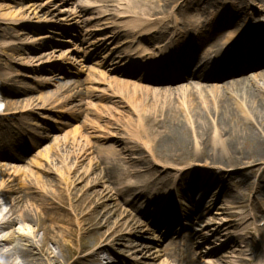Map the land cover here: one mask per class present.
Masks as SVG:
<instances>
[{"label": "bare ground", "instance_id": "bare-ground-1", "mask_svg": "<svg viewBox=\"0 0 264 264\" xmlns=\"http://www.w3.org/2000/svg\"><path fill=\"white\" fill-rule=\"evenodd\" d=\"M72 2L73 0H0V46L2 53L6 58V53H10L11 60L24 69L25 78L35 83L38 89H41L43 85L47 84L39 81L36 78L37 75L46 72L49 65L58 61L62 62V65L66 64L76 69L78 73L82 72L83 63L79 62H84L86 55H83V57L79 55L78 39H81V43L88 41L90 44L88 55L95 49V51L106 49L101 62L96 63V65L104 66L108 56H110L109 59L113 57V60L116 61L124 56V59L128 61L127 63L139 66L141 70L139 72L145 76L138 75L135 71H125L123 69H117L116 72L138 77L141 83L166 82L168 78H164V76L154 80L148 74L153 73L155 75V70L158 73L161 71L157 62L158 60L161 61L168 52L172 54V59L169 57V64L178 63V55H181L184 61H188L193 47L184 46L185 48H182L181 43L185 44L188 35L198 36L203 42L208 43L205 58L212 59L213 56L217 59L227 57L229 61L232 60V64L240 69L234 70L231 68L222 73L213 74L209 73L210 69L206 71L207 73H204L200 69L191 72L188 69L179 68L178 72L173 67L171 71L181 73L182 82L189 83L163 90L164 95L169 100L168 105L171 106L173 99L179 101L183 110L182 115L191 116L189 118L191 124L194 125L197 121L195 125L209 130L210 137L206 141L207 145L229 151V146L233 142H241L245 146L253 147L252 150L250 148L252 153L243 155L237 160L238 155L240 156L241 153L233 147L234 159L246 161L241 162L244 166L251 165L253 161L250 160H260L264 165V151L260 149L264 145V58L261 60L262 57L259 56L256 50L258 44L264 41V15L261 10L264 1L143 0L139 2L145 5L141 16L147 18L134 20L131 17L121 16L111 21L108 26L103 23L106 19L101 16L95 17L98 14H96V9L82 6L80 3H76L75 0V4H72ZM160 2H164L165 6H172L170 9L171 15L160 16L162 13L154 15V12H162V6L152 9V11L147 6ZM181 6H184V8L182 9ZM147 13L151 14L148 15ZM168 25L173 26L167 29ZM49 26H53L54 29L46 35H39L38 32ZM161 29H165V31ZM62 31L71 34L65 40L68 43L70 42L71 46L69 48L62 51L52 48L40 52L36 56L37 58L32 56L33 53L44 48V43L46 44L52 39L51 35L56 37L52 39L53 43L59 42L60 39L57 37L60 36L59 33ZM120 32L130 33L132 40L128 42L127 35L121 37ZM164 34L168 35L166 39ZM119 38L125 40L121 43V47L115 45ZM71 39L76 43L72 44ZM256 40L258 41L257 44ZM134 41H137L136 46H133ZM145 45L153 46L152 51L145 49ZM124 46L126 49L122 51V47L125 48ZM89 60L93 61L92 59ZM116 61L115 63L118 64ZM74 65H79V68ZM2 71L5 73L0 74V82L4 84L3 91L7 99L4 100V110L0 113V131L10 134L14 127L8 121L15 119L19 128L28 129L29 133L27 134L34 135L35 133L32 131L39 125L33 120L37 119L43 122L41 111H44V109L34 111L29 109L28 106H22L27 102L20 103L15 100L14 98H20L26 94L25 91L16 90V79L19 78L18 72L10 69H2ZM163 71L168 70L164 69ZM229 73L234 75L226 77L225 75ZM86 87L85 84L71 86L70 91L73 92V95L70 98H74L75 94L78 95L83 90L86 92ZM193 95L197 97H193ZM44 99V96H40L38 101L33 102L32 107H38V104L42 103ZM199 111H203L209 117L211 126L202 118L196 120L199 117ZM231 127L234 128L233 132L230 130ZM39 140L43 141L44 138L41 137ZM204 143L203 141L201 144ZM33 146L34 142H31L26 148L30 150ZM49 155L50 151L44 148L37 153V160L36 158L31 159L25 164V167H21V163H24L23 159L0 153V196L5 195L9 200L11 215H16L18 219L24 222L30 219L31 213L35 211L30 197L32 193L29 192L31 185L37 187V194L41 196L43 203L47 201L48 197L59 198L54 185L44 179L45 176H52L58 182L64 184L68 195H66L65 203L57 206L62 213L55 209H46L45 214L49 217L47 219L56 218L58 222L67 224H69L68 219H70V221L75 222L79 231L86 226L87 229L82 233L85 238L89 236L92 238V245L89 247H93V251L88 255L90 262L95 264H102V262H105V264H151L161 258L159 255L154 256L156 253L151 251L150 248L129 242L125 237L137 233L143 225L146 226L144 222L137 218L134 209L139 211V204L146 199H148L146 201L147 207L155 206V201L158 199L161 189L167 185V180L164 179L162 174H157V171L152 169L151 180L146 183L147 190L144 189L133 195L132 201L128 202L134 209L120 205H116L115 208L106 205L105 202L95 203L97 199L96 192L99 193V200L106 198L103 192L96 191L90 194V188H88L89 178L95 172V168H88L85 179L79 178L78 180V184L85 183V185L76 188L71 181L72 171L67 169L66 165L61 164V166H58L55 163L56 161L51 160ZM81 157L84 160L85 154ZM113 160L118 162L123 158L116 155ZM130 168L131 166L123 165L120 168V175L129 179L142 174L140 169L130 171ZM192 169L198 173L214 171L216 176L213 181L210 178L206 182L194 178L197 182L194 181L193 189L189 190L191 195L196 192L199 185L203 184H208L210 188L221 187V190L226 192L229 190L230 183H233L235 179L232 165L213 167L203 164L194 165ZM182 171L179 170L178 173ZM183 175L178 177V182L184 180ZM263 176L264 170L260 174L261 178ZM76 178L78 179V177ZM14 187H18L19 191L20 189L26 190L21 199L14 197L16 193ZM136 190L137 185L131 191ZM252 192L257 195L255 203L261 206V213L264 216V203H262L264 202V187L254 182ZM227 207L229 206L227 205ZM167 208L168 206L163 205L161 212L168 210ZM198 213L199 209L198 212H195V215ZM35 214L39 216L37 210ZM3 219H0V229H10L15 219L11 216L7 217L5 221ZM148 219L153 227L158 228L164 224L160 217L151 215ZM196 219L203 222L205 216L198 214ZM174 225L169 229L168 234L174 232ZM226 227V230L232 228L230 221H228ZM41 229L44 231V237L45 228L41 227ZM219 229L220 227L216 229V232ZM204 230L199 232L198 229H193L188 232V228L184 225L178 229L175 235L177 234L180 242L189 243L191 240L186 236L188 235L192 239L202 242V245H206L208 239L206 235L202 234ZM14 233L17 234V237H15L12 247L18 253V256L22 257L21 264H65V262H59V259L49 248L44 250L41 246L36 247L18 232L12 231V236ZM67 233L69 234V231ZM4 238L5 236L0 238V244L6 241ZM23 242L29 243L26 249L22 248L25 246ZM80 242L81 238L79 239V251H84L87 245H81ZM63 246L67 248L69 244L65 242ZM35 250L39 251L40 256L45 259L33 258ZM248 252L250 251H246V253ZM103 254L109 257L103 258ZM1 255L0 258H2ZM197 256L198 264H216L212 261L213 252H201ZM10 258V256L7 257V259ZM174 263L166 257L159 264ZM218 263L225 264L220 260ZM7 264L19 263L9 260ZM256 264H264V250L261 252Z\"/></svg>", "mask_w": 264, "mask_h": 264}, {"label": "rangeland", "instance_id": "rangeland-1", "mask_svg": "<svg viewBox=\"0 0 264 264\" xmlns=\"http://www.w3.org/2000/svg\"><path fill=\"white\" fill-rule=\"evenodd\" d=\"M142 1L75 0L76 3H80L82 6L96 9V14H98L95 17L101 16L106 19L103 23H106L108 19V22L115 20L119 15H125L134 20L147 18L141 16L145 7L144 3H139ZM75 2L73 0L72 4H75ZM164 4V2H160L147 6L151 11L158 6H162V12H154V15L159 13H162L160 16L171 15L170 9L172 6H165ZM261 10L264 13V6ZM190 13L192 12L190 11ZM49 30L51 29H45L40 34H46ZM61 37L65 38L66 35L62 34ZM60 46L61 50H64V48L69 47V44L64 43ZM86 46H88L87 42L78 48V50H82L80 55L83 56V52L87 50ZM148 48L151 47L148 46ZM0 53V69H10L18 72L20 77L16 79L18 82L16 90L25 91L26 93L25 96L14 99L20 103L27 102L22 106H28L29 109L34 111L43 108L42 114L46 119L45 134L43 136L45 140L38 141L30 152L25 151L24 154L14 153V156L24 159L25 163H21V167H25V164L31 159L36 158L37 160V153L47 148L50 151L49 157H51V160H55L58 166H61V164L66 165L65 167L72 171L71 181L76 188L85 185V183L78 184V180L86 176L88 168H95V172L89 178V192L90 194L96 191L103 192L106 198L99 200V193L96 192L97 199L95 203L105 202L106 205L115 208L116 205L131 208L127 201L142 190H147L146 183L151 180L150 176L153 169L157 171V174H162L165 180L169 179V184L156 200L157 205L171 204L175 209V199H181L180 206L183 205V215L186 216V214H190L189 211H193L195 201L198 202L199 200V202L202 201V213L208 214V219L213 220V223L207 220L204 224H200L201 226H210L207 231H203L208 239L206 245H202V242L198 245V241L195 239L185 245V243H178L177 237L166 236L170 224H165L164 229L160 231L153 229L145 217L147 211L140 213L134 209L137 218L144 222L146 226L143 225L137 233H133L129 237L126 236L125 239L134 244L150 248L151 251L156 253L154 256H161L158 261L151 264H159L166 257L177 264H198V260L191 257V252L206 251L214 253L212 261L216 264H219V260L225 264H255L258 261L259 255L264 250V216L261 213V206L255 203L257 195L252 192V184L255 182L264 187V176L260 177L264 165L260 160H250L253 162L248 166L241 163L246 162L244 160L237 161L243 155L252 153L250 148L252 150L253 147L245 146L241 142H233L229 146V151L207 145L206 141L210 137L209 130L195 125L197 121L194 125L191 124L189 121L191 116L182 115L183 110L179 101L173 99L171 106L168 105L169 100L164 95L163 90L186 85L189 82L182 83L178 80V77H175L174 82L166 85L151 86L140 83L131 76L115 72L117 67L121 68L122 62L113 65V62L106 61L108 66L111 64L112 66L102 68L95 66V62H99L100 56L103 55L99 51L98 54L100 55L96 54L98 59L95 61L85 60L82 65L84 69L80 73L67 65H52L46 72L38 75L39 79L48 80V85L38 89L36 84L23 78L25 76L22 74V70L11 60L10 53H6L9 58L7 60L2 53L1 46ZM122 68L132 70L135 69V66L126 65L125 63ZM111 69L115 70L110 71ZM4 73V71H0L1 75ZM77 84H85L87 86L86 92L83 90L78 95L75 94L74 98H70L73 95V92L70 91L71 86ZM40 96L45 97L44 101L39 103L38 107H32L33 102L38 101ZM2 107L3 103L0 100V110ZM199 112V117L196 120L202 118L211 126L209 117L203 111ZM192 120L194 121V118ZM34 121L39 120L35 119ZM13 123H16V121H13ZM206 123L203 122L205 125ZM230 130L233 132L234 128L231 127ZM35 132L41 133V130L36 129ZM21 133V130H15L9 140L20 143L23 140L21 139ZM38 138L39 136L36 135L32 137V141H37ZM203 141L206 144H201ZM233 147L241 153L240 156L238 155L237 160L233 157ZM260 149L264 151V145ZM84 154L85 159L83 160L81 156ZM116 155L123 158V160L114 161L113 158ZM203 164L213 167L232 165L235 179L233 183H230L232 185H229V190L223 192L222 197L219 196L220 192L217 186L216 190L205 196V191H201L194 197L193 203L183 193L191 185L190 177L199 176L200 180H205L214 174V171H210L204 174L207 175L206 177L201 176L202 174H198L194 169L190 170L194 165ZM123 165L131 166L130 171L140 169L142 174L129 179L122 177L120 168ZM181 169H189L183 175L185 181L180 182L178 187H172L171 184L176 175V170ZM190 171H194L195 174H190ZM44 179L54 185L59 198L48 197L47 201L43 203L41 196L37 194V187L31 185L29 192L32 193L30 197L34 206L33 210H37L39 216H36L34 211L31 213L30 219L25 222L18 219L16 215H11L9 200L5 195L0 196V219L2 220L5 217L3 219L5 221L10 216L15 219L10 229H0V238L5 236L4 240H6L0 244V255L2 254L0 264H7L9 260L19 264L23 261L22 257L18 256V253L12 247L15 237H17L15 233L12 236V231L24 236L36 247L41 246L44 250L49 248L59 259V262H65V264H95L90 262L88 258V255L93 251V247H89L92 245V238L90 236L85 238L82 233L87 229L86 226L79 231L75 222L70 221V219H68L69 224L60 223L56 218L47 219L49 218L45 214L47 208L62 213L57 206L65 203L68 192L64 184L58 182L56 178L45 176ZM135 185H137V190L131 191ZM14 190L16 191L14 197L20 199L26 192L24 189L19 191L18 187H14ZM164 197H167V199L162 203ZM141 203L145 204V201ZM143 204L140 206H143ZM148 210H152L155 214L157 212V210L151 208H148ZM228 221L231 222L232 228L224 235L218 236L217 232L215 235L211 232L213 226L226 224ZM194 223H196L194 219L185 222L188 227L199 230L197 226H194ZM41 227L45 228L44 240V231ZM36 229L38 231H35ZM67 231H69V234ZM80 238V244L87 245L84 251H79L78 248ZM65 242L69 244V247L65 248L63 246ZM23 243L25 246L22 248L26 249L29 243ZM229 247L231 248L228 249ZM246 251L250 252L246 253ZM34 252L33 258L45 259L40 256L39 251L35 250ZM8 256L11 258L7 259ZM102 257L109 256L103 254ZM247 259L249 262H247ZM102 264H105V262H102Z\"/></svg>", "mask_w": 264, "mask_h": 264}]
</instances>
